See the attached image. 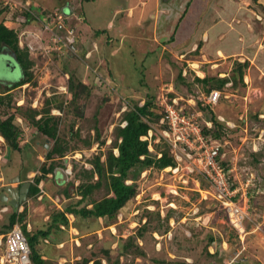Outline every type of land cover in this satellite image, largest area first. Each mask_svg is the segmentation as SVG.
<instances>
[{
    "label": "rangeland",
    "instance_id": "1",
    "mask_svg": "<svg viewBox=\"0 0 264 264\" xmlns=\"http://www.w3.org/2000/svg\"><path fill=\"white\" fill-rule=\"evenodd\" d=\"M27 1L31 13L39 18L42 11L54 12L55 18H63L64 27L69 26L78 39L75 48H66L62 57L54 53L47 55L46 51L37 49L39 36L44 44L54 49L56 46L49 43L46 31L41 32L40 22L30 16L28 19L19 17L17 8L1 10L0 23L14 30L17 39L21 31L26 32L21 40L31 41L35 50L28 52L34 63L30 83L14 87L24 78L18 65L14 71L9 68L7 78L0 74V94L3 92L11 98L9 107H0V121L13 115L14 124L21 131L19 152L10 151L0 138V178H3L0 184L6 186L15 177H19V182H13L14 187L27 182L34 184L41 168L55 164L53 172L39 181L37 187L41 192L27 197L20 206L21 212L24 208L26 211L20 223L29 224L31 228L33 221L48 223L52 213L61 212L81 199L77 187L86 183L82 173L92 169L91 161L96 156L105 161V154L114 140V128L124 123L122 112L131 100L142 104L151 96L161 108H167L171 102L169 105L177 109L183 103L200 112L193 113L191 121L197 120L201 127L212 124L210 120L216 116L234 130L228 132L229 136L222 142H214L219 145L220 166L238 189L232 197L233 204H222L212 194L200 195V189H209V184L192 171V160L175 157L180 154L181 145L174 144L170 135L171 140L166 141L176 166L161 171L146 168L134 181H128L134 182L136 194L110 222L83 220L68 214L69 226L64 227V233L58 238L64 242L55 247L53 236L45 241V244L50 241L43 249L44 260H48L45 264H74L83 258L90 260L87 264L94 261L101 264H264V60L256 57L258 61L251 65L243 55H231L229 44L207 32L195 50H178L175 27L170 28L167 35L163 31L165 23L169 25L174 20L176 24L185 0ZM19 3L13 2L11 6L19 8ZM116 7L120 11L118 14L113 13ZM144 10L146 13L137 21L136 13ZM132 11L136 17L132 16ZM165 15L171 17L163 22ZM126 19L130 23L123 22ZM136 25L144 29L140 31L143 38L139 37L138 41ZM153 27L157 29L151 30ZM73 33L70 36L63 31L60 36L70 41ZM18 46L21 48L19 43ZM220 46H225L227 51H221L223 57L217 54ZM0 54L15 59L7 47H3ZM234 59L247 63L242 80L234 65L238 61ZM180 71L182 75L184 72L186 82L179 81ZM73 74L91 88L89 93L80 95V118L69 108L72 96L68 78ZM142 76L143 85L139 83ZM195 77L228 80L223 89H214L221 92V97L217 104L210 105L211 113L198 110L190 102L191 99L195 101L193 96L206 97L208 89L193 81ZM216 84L213 80L208 85ZM47 109L52 116L60 118L59 136L66 142L64 156H54L50 161L46 153L53 141L40 134L29 120L33 110L37 120ZM189 112L192 113L191 109ZM193 123L185 120V124H190L188 128L193 127ZM159 125L153 124L154 129L149 134V150L153 154L159 147L169 150ZM71 127L74 131L78 129L79 138H70ZM113 153L116 154V150ZM95 179L96 174L92 182ZM3 193L6 192L1 187L0 195ZM105 194V190L95 191L92 198L98 200ZM88 201L79 207L90 208ZM12 211L8 201L0 200V233H4L1 229ZM143 226L147 229L142 231ZM132 236L145 253L144 257L120 255V244Z\"/></svg>",
    "mask_w": 264,
    "mask_h": 264
},
{
    "label": "trees",
    "instance_id": "2",
    "mask_svg": "<svg viewBox=\"0 0 264 264\" xmlns=\"http://www.w3.org/2000/svg\"><path fill=\"white\" fill-rule=\"evenodd\" d=\"M83 1H92V0H81ZM57 12H60L57 10ZM82 12V11H81ZM1 13V10H0ZM45 21H48L52 17H55L56 13H49L48 11H42L39 13ZM18 15H21L18 13ZM83 15V13H82ZM31 17L29 12H24L22 17L28 19ZM37 16V15H36ZM38 17V16H37ZM65 21V20H64ZM86 22V20H85ZM84 22V23H85ZM70 30V27L59 28V33ZM97 35V34H96ZM73 38H71V45L73 48L76 46L77 37L73 33ZM112 39V38H111ZM110 40L107 39V42ZM111 44V42H110ZM3 47L10 49L14 55L15 60L20 67L24 78L14 84V87H19L24 84L30 83L32 81V67L33 61L29 56V53L26 48H19L17 33L8 29L4 24L0 23V52ZM53 55L61 56L59 52L53 51ZM236 70L238 72V77L240 80L243 78V72L247 63L235 62ZM145 71V67L143 68ZM180 71L178 74V79L181 82H186L185 76L181 74ZM109 77H112V73L108 72ZM94 77V76H93ZM215 80L216 85L210 86L209 82ZM193 81L208 86V89L205 90L206 96L210 91L222 88L228 83L227 79L220 78H210L205 77L203 79L195 77ZM100 83V82H99ZM104 83V81H101ZM139 83L143 85L144 78L140 79ZM68 90L72 96L71 101L69 102V108L75 111L77 117H81L79 107L80 95L83 92L89 93L91 90L90 87L82 83L76 74L71 75L68 78ZM5 93L0 94V107L10 106L11 98L10 96L4 95ZM220 100V99H219ZM132 104V105H131ZM171 104V102H169ZM49 102H47V106ZM185 105L183 113L187 117L193 116V113L200 112L194 111L195 109L192 106L186 107ZM126 106V105H125ZM128 106V107H127ZM126 109L122 112L121 121L125 122L124 126L118 125L114 128V140L105 154V161L102 162L99 156H96L92 161V169L89 172H83L82 175L86 179V183L80 184L77 187V193L80 195V200L76 203L70 204L61 212L52 213L49 217L48 223H39L38 221H33L32 228L30 232L26 231L25 225H23L22 230L27 238L30 247V262L31 264H45L47 261L43 259V249L45 245V240L51 238V236L59 238L60 233H64V227L68 228L69 222L67 215L72 214L73 216L80 219H95V220H108L109 222L114 220L118 212L126 205V203L131 200L136 194V186L133 183H128V181H134L140 174V172L146 168H155L158 171L164 170L168 167L174 168L176 166V161L174 155L171 154V149L167 142L164 144L167 145L170 150H161V148L156 149L153 154L149 150L150 141L148 139H142L149 136V131L154 129L153 124H160L159 126L163 131L169 129L166 123H160V120L167 115V112L164 106L162 108L155 103L154 97L147 96L146 100L142 104H138L137 101L131 100L127 103ZM194 107H197L198 110L203 111L207 110L211 113V106L205 104L202 101L196 100ZM18 109V108H17ZM191 109V112L190 111ZM50 109L44 111V116H41L39 119H35L36 112L33 110L29 116L31 124L37 129V131L42 134L47 139L53 141L52 148L47 151L46 159L52 160L54 156L62 157L66 151V142L62 140L59 136V117L52 116L49 112ZM211 110V111H210ZM194 111V112H193ZM200 118V116H199ZM197 123V120H195ZM210 122L211 127L200 126L201 134L207 141H223L229 135L228 132H233L234 130L228 128L229 126L225 125L223 122H220L216 116H212ZM96 130V126L94 128ZM20 129L14 124V117L9 116L4 120L0 121V137L5 141L8 149L10 151L19 152L20 147ZM76 137L79 138L78 129L73 130V127L70 129V138ZM103 142H101L102 144ZM87 146L90 145L89 142H85ZM157 147V146H156ZM113 150H116V154L113 153ZM219 162V160H218ZM220 164V162H219ZM224 165V163H221ZM55 164H50L48 168H41L40 176L34 178V184H31L28 197L36 196L39 193V188L37 187L39 181L44 178V176L50 174L54 170ZM97 175V179L93 181V176ZM105 190L106 194L98 200L93 199L95 191ZM89 200V201H88ZM88 201L91 205L90 208H86L85 205L79 207L81 203ZM26 211L18 215L19 222L22 221L25 217ZM17 214L14 212L7 217L6 225H3L4 230L8 231L13 227L16 222ZM146 226H143L142 231L146 230ZM139 235L142 234L139 233ZM59 240V239H58ZM60 241V240H59ZM136 242V241H135ZM134 242L133 236L127 237L124 244H120V255L131 257H141L145 256V253L141 250L140 246ZM53 243L57 244V239L53 240ZM42 246V249L40 248ZM55 248V247H54ZM56 249V248H55ZM58 250V249H57ZM105 253V252H103ZM212 255V254H211ZM213 256V255H212ZM211 256V258H212ZM90 260L83 258L80 261H75L74 264H87ZM93 264H101L99 261H94ZM114 264H118L115 262Z\"/></svg>",
    "mask_w": 264,
    "mask_h": 264
},
{
    "label": "built area",
    "instance_id": "3",
    "mask_svg": "<svg viewBox=\"0 0 264 264\" xmlns=\"http://www.w3.org/2000/svg\"><path fill=\"white\" fill-rule=\"evenodd\" d=\"M17 1H20L19 8L17 7V5L15 7L11 6L13 2L16 3ZM0 8V10L4 11L17 8L16 12H19L21 14L19 15V17H22V14L24 12H29L31 17L33 18L32 20L41 23V32L44 33L46 31L49 34V43L52 44L51 42H53L57 50L54 49L52 45L48 46L44 44L41 36H39L38 38V50L46 51V54L49 55L50 53H52V51L63 54V51L66 48L71 49V40L69 41L66 36L61 37V33H59L58 31L59 28H66L64 27V20H62L63 18L60 19L59 17V19H57L54 17L49 19L48 21L41 20L35 14L31 13V7L30 4H28L27 0L24 3L23 0H0ZM4 26L6 25L4 24ZM25 33L26 32L23 31L20 32V34L18 35V43L21 48H26L28 52H34L32 50H35V47L32 45L31 41L28 40V42H24L23 40H21V36H23ZM66 33L67 35H70L73 32H71L70 30H66ZM88 55L89 54H87V57ZM183 75H185L184 72ZM220 97L221 92L212 90L206 97L203 96V98L193 96V98H195V101L191 99L190 102H193L194 105L196 100H199L205 104L215 105L217 101L219 102ZM174 103L176 105V102ZM178 107L179 108L177 109V107H175L174 105L170 106L169 104L167 108L165 107L167 115L160 120V123H166L169 129L164 131V140L166 141V139H170L171 135L173 137L172 141L175 142L174 144H176L177 142L181 145V152L179 155H176V150L175 157L180 160L184 157L192 160V171H196L197 174H199L208 182L209 189H200V195L212 194L214 198H216L217 196V200L222 204L227 202L233 204L232 197H234L238 193V189L230 183L224 168L220 166L218 162L220 153L219 145L215 144L214 141L208 142L204 137L202 140V134L199 125L195 121H193L194 123H196L194 124L191 121V117H187L183 113V106L178 105ZM185 120L193 123L191 125L193 127L188 128L190 124H185ZM125 124L126 123L124 122L122 126H124ZM185 125H187V127ZM226 125L229 126V124L227 123ZM207 126L211 127V124L207 123ZM149 134H151V131H149ZM150 137L151 135L148 136V138L144 137L142 139L149 140ZM167 143L169 144V142ZM193 155H195L196 157H194ZM243 195H245V193ZM241 216H243V214ZM244 217L245 216H243L242 219H244ZM22 225V223L17 221L11 229H9L8 231L6 230L2 235H0V264H31L29 258L30 249L25 234L22 231ZM26 227L27 230L31 229V226L29 224H26Z\"/></svg>",
    "mask_w": 264,
    "mask_h": 264
},
{
    "label": "crops",
    "instance_id": "4",
    "mask_svg": "<svg viewBox=\"0 0 264 264\" xmlns=\"http://www.w3.org/2000/svg\"><path fill=\"white\" fill-rule=\"evenodd\" d=\"M119 12L117 7L113 11L114 14ZM144 12L146 13L145 10L143 13L142 11L136 13L137 21L144 16ZM132 16L136 17L134 11H132ZM162 17L164 18L163 22H166L165 18L171 16ZM123 22L127 23L129 20L126 19ZM173 22L174 20L169 25L168 22L165 23V31L163 32L169 34L170 28L175 27L173 31L175 37L177 35L179 39L176 48L180 51L183 49L195 50L198 42L204 40L208 33L213 34L215 38L223 39L225 44H229V49H227L231 55H243L247 61H250L251 65H254L253 61L256 62L259 58L264 60V58L261 59L264 57V0H185V5L177 15L176 24ZM156 29L153 27L151 30L155 31ZM140 31L144 32V29L140 25H136L137 41L139 37L143 38ZM172 38L174 40V37ZM225 49V46H220L217 54L222 56L221 51L227 52ZM234 61L239 62L235 59ZM2 180L3 178H0V181ZM7 184L9 185L10 182ZM1 187L5 186L1 183L0 189ZM10 187L19 188V186L14 187L12 184ZM1 230H4V227ZM53 238L57 239L55 247L64 242L59 241L57 236ZM47 244H50V241ZM51 252L53 253V251Z\"/></svg>",
    "mask_w": 264,
    "mask_h": 264
},
{
    "label": "water",
    "instance_id": "5",
    "mask_svg": "<svg viewBox=\"0 0 264 264\" xmlns=\"http://www.w3.org/2000/svg\"><path fill=\"white\" fill-rule=\"evenodd\" d=\"M2 63L8 70L10 67L15 68L18 65L14 58L5 55L2 56V54H0V69L2 68ZM13 182H19V177H15V179L11 181L10 184ZM29 188L30 183L28 182L22 183L19 188H11L10 186H5L4 189L6 193L1 194V200L8 201L14 208H17L21 203L26 201Z\"/></svg>",
    "mask_w": 264,
    "mask_h": 264
},
{
    "label": "clouds",
    "instance_id": "6",
    "mask_svg": "<svg viewBox=\"0 0 264 264\" xmlns=\"http://www.w3.org/2000/svg\"><path fill=\"white\" fill-rule=\"evenodd\" d=\"M72 48H73V47H72ZM24 85H25V84H24ZM19 87H20V86H19ZM168 168H170V167H168ZM11 184H12V183H11ZM11 184H9L8 186H10ZM30 186H31V184H30ZM39 192H40V191H39ZM27 197H28V195H27ZM0 200H1V195H0ZM23 203H24V202H23ZM23 203H21L17 208H14V207L9 203L10 206L12 207V210H13L11 213L14 212L15 214H17L16 222L19 221L18 215H20V214L24 211V209H25V208H24V209L22 210V212H21V207H20V206H21ZM11 213H10V214H11ZM10 214H9V215H10ZM9 215H8V216H9ZM8 216H7V217H8ZM16 222H15V223H16ZM23 225H25V227H26V224H23ZM23 225H22V227H23ZM22 231H23V230H22ZM26 231H27V232H30L31 229H30V230H27V227H26ZM4 232H5V231H4ZM2 233H3V232H2ZM2 233H0V235H1ZM23 233H24V232H23ZM25 237H26V236H25ZM26 239H27V238H26ZM45 241H46V240H45ZM27 242H28V241H27ZM28 245H29V243H28ZM29 249H30V247H29Z\"/></svg>",
    "mask_w": 264,
    "mask_h": 264
},
{
    "label": "flooded vegetation",
    "instance_id": "7",
    "mask_svg": "<svg viewBox=\"0 0 264 264\" xmlns=\"http://www.w3.org/2000/svg\"><path fill=\"white\" fill-rule=\"evenodd\" d=\"M2 56H3V55H2ZM1 58H2V57H1ZM1 66H2V70H3L1 73L4 75L3 77H4V78H7V77L9 76V70L4 66L3 63L1 64ZM12 69H13V71H14L15 68H12ZM1 73H0V74H1ZM20 185H21V184H20Z\"/></svg>",
    "mask_w": 264,
    "mask_h": 264
},
{
    "label": "bare ground",
    "instance_id": "8",
    "mask_svg": "<svg viewBox=\"0 0 264 264\" xmlns=\"http://www.w3.org/2000/svg\"><path fill=\"white\" fill-rule=\"evenodd\" d=\"M193 66H194V65H193ZM196 66H197V65H196ZM196 66H195V67H196ZM199 75H200V74H199ZM217 103H218V101L216 102V104H217ZM169 150H170V149H169ZM236 183H237V182H236Z\"/></svg>",
    "mask_w": 264,
    "mask_h": 264
}]
</instances>
